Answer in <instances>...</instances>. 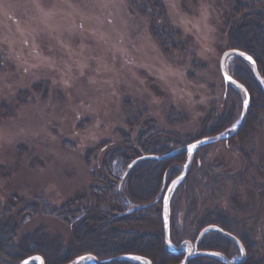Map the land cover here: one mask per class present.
I'll use <instances>...</instances> for the list:
<instances>
[{
  "label": "rangeland",
  "instance_id": "1",
  "mask_svg": "<svg viewBox=\"0 0 264 264\" xmlns=\"http://www.w3.org/2000/svg\"><path fill=\"white\" fill-rule=\"evenodd\" d=\"M135 2L141 7L150 0ZM159 2L177 31L165 48L150 29L149 11L131 6V0H0V218L15 223V245L24 248L42 238L68 248L71 209H62L65 222L57 213L43 214L40 205L59 210L80 194V204H93V186L98 211L110 218L129 207L157 205L158 198L122 206L103 194V186L117 180L109 166H100L104 151L152 139L164 149L149 155H165L202 134L215 117L240 114L241 97L224 84L219 61L230 49L232 19L244 26L262 14L264 37V0ZM262 50L264 61V43ZM233 58L227 60L229 73L246 70ZM257 99L250 96L237 132L250 127L249 140L236 139L234 148L226 141L211 143L194 154L169 215L176 246L215 225L252 242L244 260L264 264V103L253 107ZM144 161L158 160L135 165ZM102 171L104 184L95 178ZM204 210L219 213L217 224H206ZM153 223L117 228L155 233L159 227ZM213 235L226 238H208ZM0 264L9 260L0 255Z\"/></svg>",
  "mask_w": 264,
  "mask_h": 264
},
{
  "label": "trees",
  "instance_id": "2",
  "mask_svg": "<svg viewBox=\"0 0 264 264\" xmlns=\"http://www.w3.org/2000/svg\"><path fill=\"white\" fill-rule=\"evenodd\" d=\"M141 2H145V0H141ZM145 3L139 7L135 5V0H131L130 5L137 6V8L141 11H149L150 29L153 31L155 37L161 41L160 44L162 47L165 48L168 43L175 40L177 31L173 30L169 26L164 7L159 0H150L149 3ZM257 16H260L258 21L253 20V22L247 23L244 26H242L243 24H236L238 21L235 19L237 18L232 19V22L230 21L231 26L226 37L230 49L242 51L248 54L255 61L258 72L264 81V61H262L261 58L263 53L262 48L264 37L261 27L258 25V23L263 20V16L262 14H257ZM261 45L262 48L260 47ZM233 60L241 64L246 70L234 68L233 70H230V75L233 79L245 87L249 96L257 95L258 99L252 103V106L259 107V104L264 103V94L254 80L250 68L238 57H234ZM229 88L231 92H237L234 88ZM259 100H262V103ZM238 117L236 119H232L231 116H227L226 118H224V116H220L218 118L215 117L211 122V125H213H210L209 127H207L209 124L205 125L203 128L206 129L203 133L195 139L189 141V143L199 138L216 135L226 130L237 121ZM248 117L249 120H251L250 116ZM245 127L246 126H244L243 129L234 137L226 140L225 143L228 147L234 148V146H236V142L234 143L236 139H239V141L249 140L251 130H249L250 127L247 129ZM148 140L143 141L141 145L136 144L133 146V144H131L127 148L121 145L117 148H111L104 151L102 158L99 161L100 166H102L103 169L109 166L110 174L117 180L112 184L111 182L106 183L102 189L103 194H108L115 198V200L118 199L123 204L122 206H129L128 204H146L158 198L159 203L157 205L142 209H132L131 211H129V209L127 211L122 209L120 211V216L110 218L111 215H102V213L98 211L97 202L99 201V193L95 191L96 188L94 186L89 188L91 193L90 197L94 200L93 204L89 202H83V204H80V202L84 200L85 194H80L73 200H68L64 204L63 208L61 207L59 210L54 209L50 211L47 204L41 203L40 209L43 214L55 216L57 213L64 218L65 222L67 221L65 220L67 217L65 213L62 214V209H71L69 210L71 216L67 218L69 223H74L72 226L73 235L70 246L68 248H63L59 246L58 243L49 242L48 240L41 238L40 240H34L33 243H26V246L22 248L20 245L17 246L14 244L13 237L11 239L13 231L16 230L15 223H11L8 217L5 219L0 218L1 257H6L9 260V264H18L21 260L33 255L40 256L43 259L44 264H62L63 262V264H65L66 261L71 259L66 263L69 264L75 258L84 255H93L97 259L103 260L111 256L126 254L142 257L148 260L150 264H180L183 260L182 254H167L164 249L162 236V199L168 184L181 173L186 157L185 155H180L171 157L164 161H144L138 165L128 168L132 160L139 156V153L149 154L161 153L163 151L164 148L161 149L160 142L156 141L155 143H150ZM164 143L167 145L166 147L171 145V141L169 140ZM209 145L210 144L204 145L198 150L206 148ZM181 157H183V163H181L179 167L178 164L180 159H182ZM118 170H120L119 174L116 173ZM102 173L97 174L95 178L104 184L105 180L103 177L106 172L102 171ZM143 175H147L146 177L150 178H148L144 183H141L139 182V178L143 177ZM182 187L183 181L176 187L171 196L170 216L173 209V200L178 195V192L182 189ZM203 214H205L204 221L206 224H217L216 219H218L217 217L219 213L204 210ZM76 215L79 216L78 219ZM170 220L171 219L169 217V237L171 242L174 244L172 240L173 234ZM152 221H154L153 225L156 224L159 227L155 233H147L134 228L121 231L117 228V226L121 224H129L135 227L141 226V224L145 222L152 224ZM223 229L229 231L224 227ZM196 232L197 231H195V233ZM209 234L210 233L204 235L196 247V255L190 258L187 264H224L219 257L213 255L216 253L223 254L228 259L235 255L240 256L237 246L233 245L230 240L218 235H213V237L208 238ZM194 235L189 237V239L191 238L193 242L196 239ZM30 237L36 239L35 234ZM193 237L195 239H193ZM241 241L245 254L249 256V250L251 249L252 242H246L245 240ZM116 264L138 263L124 261ZM240 264H259V262L255 261L251 257H246V259Z\"/></svg>",
  "mask_w": 264,
  "mask_h": 264
},
{
  "label": "water",
  "instance_id": "3",
  "mask_svg": "<svg viewBox=\"0 0 264 264\" xmlns=\"http://www.w3.org/2000/svg\"><path fill=\"white\" fill-rule=\"evenodd\" d=\"M232 56L240 58L242 61H244L248 65V67L252 71V74H253L255 81L257 82L258 86L262 90L263 94H264V81L261 78V76L257 70V66H256L255 61L248 54H246L242 51L236 50V49H229V50H226L222 53V55L220 57V61H219V69H220V74H221V77L224 81V84L230 85L231 87H233L239 93V95L241 97V111H240V115H239V118H238V121L236 122V124H234L232 127L228 128V129L224 130L223 132H220L216 135L202 137V138H199V139L192 141L188 144H185L184 146L177 147L165 155H160V156L149 155V154L148 155H141L138 158H136L135 160H133L130 163V165L128 166V168H131L137 162L147 160V159H154V160L161 161V160L168 159V158L176 156V155H181V154L186 155V162H185V165L183 166L181 173L168 184V186L164 192L163 199H162L163 210H164L163 218H162L164 247H165V250L168 254H172V255L183 254L184 257H183L181 264H187L188 260L192 257V254H191L192 251L194 253L196 252V247H197L198 243L200 242L201 238L203 237V235L205 233H217L219 235L225 236L226 238L231 240L240 250L241 260L237 261V262L228 259L223 254H220V253L213 254V255L219 257L224 264H240L245 258V252H244V249H243L241 242L235 236L229 234L228 232L222 230L221 228H219L218 226H215V225H209V226L204 227L198 233L197 238L194 241V243H192L189 240H185V241H182L178 246H176L170 241V238H169V214H170L169 203H170V198H171V195L173 194L174 190L176 189V187L182 182V180L186 176L187 171H188V169H189V167L193 161V156H194L196 150L203 145L216 143V142H223V141H226L227 139L233 137L242 128V126L246 120L247 112H248L249 105H250V96H249L247 90L245 89V87L243 85H241L239 82H237L235 79H233V77L228 73L227 66H226L227 60L229 57H232ZM155 202H153L152 204L147 205L145 207L146 208L150 207V206L154 205ZM86 261H90L92 264H109V263L114 262V261H117V262L134 261V262H137L139 264H150V262L148 260H146L142 257L134 256V255H126V254L111 257L108 259H103V260H99L93 255H84V256H80V257L75 258L69 264H82L83 262H86ZM31 263L44 264V261L40 256L33 255V256H30V257H27V258L21 260L18 264H31Z\"/></svg>",
  "mask_w": 264,
  "mask_h": 264
},
{
  "label": "bare ground",
  "instance_id": "4",
  "mask_svg": "<svg viewBox=\"0 0 264 264\" xmlns=\"http://www.w3.org/2000/svg\"><path fill=\"white\" fill-rule=\"evenodd\" d=\"M169 159V158H168ZM164 160H166V159H164ZM164 160H161V161H164ZM162 236H163V234H162ZM164 249H165V247H164ZM165 252H166V250H165ZM167 253V252H166ZM168 254V253H167ZM117 256H119V255H117ZM112 257V256H111ZM99 260H101V259H99ZM116 263H119V262H117V261H114V262H111V263H109V264H116Z\"/></svg>",
  "mask_w": 264,
  "mask_h": 264
}]
</instances>
